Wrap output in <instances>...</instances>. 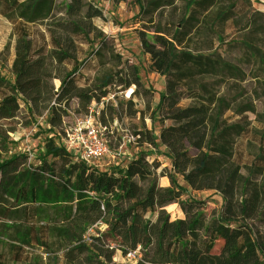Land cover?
I'll list each match as a JSON object with an SVG mask.
<instances>
[{
	"label": "trees",
	"instance_id": "trees-1",
	"mask_svg": "<svg viewBox=\"0 0 264 264\" xmlns=\"http://www.w3.org/2000/svg\"><path fill=\"white\" fill-rule=\"evenodd\" d=\"M174 1L134 0L150 24L146 32L152 31L138 33L141 53L148 57V70L164 80L157 118L170 124L155 136L147 130L132 136L154 152L161 147L168 165H160L155 154L138 153L101 170L48 135L61 126L67 102L76 99L82 115L92 103L100 105L102 119L107 107L114 113L106 99L124 76L135 81L126 101L134 113H139L132 102L140 96L138 88L145 96L153 92L141 86L135 66H127L102 34L96 24L102 10L91 0H0V16L13 32L7 75L0 64V121L13 119L25 106L31 116L48 110L50 127L34 162L10 172L16 158H0V218L47 228V240L59 249L53 264H115L116 252L125 256L138 247L135 264H264V107L249 100L235 104L219 94L229 82L264 84V50L246 39L233 42L240 46L239 57L218 48L207 55L190 51L200 50L192 44L194 32L247 18L251 1L179 0L178 19L153 23L156 12ZM256 18L257 13L250 32L262 42L264 28ZM39 25L42 32L31 31ZM62 35L85 48L81 60L74 45L64 48ZM213 36L209 49L223 39ZM94 61L95 75H84ZM244 113L253 120L234 122ZM6 140L0 129V153ZM185 143L198 153L191 155ZM166 169L169 185L162 187L156 174L165 176ZM177 177L192 191L218 194L219 208L206 216L204 202L183 199L187 192ZM172 205L179 209L175 216L168 211ZM217 240L223 241L221 250L212 253Z\"/></svg>",
	"mask_w": 264,
	"mask_h": 264
},
{
	"label": "rangeland",
	"instance_id": "rangeland-1",
	"mask_svg": "<svg viewBox=\"0 0 264 264\" xmlns=\"http://www.w3.org/2000/svg\"><path fill=\"white\" fill-rule=\"evenodd\" d=\"M91 1L102 10V18L96 20V24L102 31V34L106 37L109 35L108 38L115 51L122 55V61H125L127 66H135L141 86L147 90H151L153 93L155 92V97L157 98V95L161 91H164L163 79L148 70V61L141 53L138 33L141 31L146 32L145 28L146 26H150V24H147V18H144L140 14L138 4L134 0H125L117 5H113L110 0ZM250 1L253 10L247 18L235 17L236 21L230 22L223 28L216 27L213 31L211 29L208 31L203 30L199 33L194 32L191 36L193 40L192 44L199 47L200 50L197 52L190 51L207 55L218 48L217 51H220L222 54L239 57L242 51L240 50V46L233 44V42L240 43L241 41H246V39L252 41L254 46L264 50V37H262L263 41L261 42L257 40L258 37L255 36V33L252 34L250 32L251 20L256 13V23L258 26L264 28V0ZM227 4L228 2L225 1V5L222 8H225ZM141 5L144 6V3L142 2ZM180 5L181 2L175 0L173 7L159 9L153 16V23L163 25L167 21L170 22L178 19L180 16ZM215 12L216 10L211 11V15L214 16ZM11 26L10 23L0 16V64L5 69V75L8 74L7 68L12 60L13 36L11 34L13 32ZM209 26L212 27V24H209ZM43 30V25L31 28L32 32H42ZM146 33L152 35V31ZM213 34H221L223 39L218 41L213 48L209 49V46L215 42ZM62 41L64 48L74 45L78 53V59H82L81 53L84 52L85 48L80 46L79 42H75L68 35H62ZM93 63L87 70L83 71L84 75L90 77L95 75L93 66L97 64V61ZM249 84V80L236 85L232 82L225 83L219 87V94L224 95L228 100H234L235 104H243L248 100L252 101L257 108L262 109L264 107L263 81L260 85L254 84L250 86ZM54 85L55 88L58 87L59 81L55 80ZM134 86V79L126 75L119 85L111 88L106 99L110 102V106L115 109L113 113L112 109L107 107L102 119L99 118L100 125L104 127L103 138L108 147V154L99 160L91 162V164L101 170L115 164L124 163L138 153L155 154L160 157L165 152L161 147L157 149V152H154L153 149L146 145L139 146L136 142L130 144L127 141V138L137 131L143 132L147 130L155 136L160 128L170 124L169 121L160 122L158 120V111L153 103L154 94L152 96H145L141 87L138 88V95L140 96L134 98L132 101L135 106V112L139 113H134L133 109L129 110V106H126V101L128 100L129 92L136 88ZM66 105L67 115L62 116L61 126L48 134L53 135L60 145L63 144L62 138L65 125L71 127L77 118L83 116L79 111L76 99L70 98ZM61 107L65 108L62 105ZM48 117V110H43L40 114L31 116L25 106H22L16 117L11 120L0 121V129L5 130L7 135L5 149L0 153V158L9 160L16 158L9 167L10 172L19 170L22 166L34 162L35 155L47 135V130L50 128ZM111 119L113 120L112 122ZM252 120L253 115L244 113L237 116L234 122H249ZM185 146L191 155L194 156L198 153L194 149H191L188 143H185ZM24 155H27L26 159L19 158ZM160 160L161 162L163 161V164L168 165L164 159ZM163 164L160 163V165ZM163 173L165 176L162 177H160L159 171L156 174L159 186L168 184L166 176L168 170H164ZM176 179L186 189L187 193L183 196V199L188 197L199 202H204L202 210L206 216H209L213 210L219 208L221 199L218 194L206 191H192L179 177ZM178 210L176 205L168 208V211L173 216L179 213ZM97 228L98 230H103L101 226ZM48 236L49 230L43 226L35 229L17 222L4 221L0 218V264H53L54 257L52 258V255L54 253L58 255L59 249L54 242L47 240ZM113 262L115 264H131V261L124 259L118 252L115 253Z\"/></svg>",
	"mask_w": 264,
	"mask_h": 264
},
{
	"label": "built area",
	"instance_id": "built-area-1",
	"mask_svg": "<svg viewBox=\"0 0 264 264\" xmlns=\"http://www.w3.org/2000/svg\"><path fill=\"white\" fill-rule=\"evenodd\" d=\"M107 37H109V35ZM99 118L100 105L92 103L87 113L77 118L73 126L67 127L65 125L63 129L62 145L68 152L80 157L88 164L108 154V147L103 138L104 127L100 125ZM127 141L130 144H134L136 142V137L130 136L127 138ZM160 159L165 160V158H158V161L163 164V161L161 162ZM163 166H167V164H163ZM91 232L92 230L90 229L89 233ZM122 257L131 261V264H135L141 257L139 247L134 251H129Z\"/></svg>",
	"mask_w": 264,
	"mask_h": 264
},
{
	"label": "bare ground",
	"instance_id": "bare-ground-1",
	"mask_svg": "<svg viewBox=\"0 0 264 264\" xmlns=\"http://www.w3.org/2000/svg\"><path fill=\"white\" fill-rule=\"evenodd\" d=\"M191 149H193L191 146H189ZM222 243L223 241L222 240H217L215 243H214V247L212 249V253H218L220 252L221 250V247H222Z\"/></svg>",
	"mask_w": 264,
	"mask_h": 264
},
{
	"label": "crops",
	"instance_id": "crops-1",
	"mask_svg": "<svg viewBox=\"0 0 264 264\" xmlns=\"http://www.w3.org/2000/svg\"><path fill=\"white\" fill-rule=\"evenodd\" d=\"M145 56V55H144ZM146 57V59H147V61H148V57L147 56H145ZM153 74H155V73H153ZM155 75H157V74H155ZM157 76H159V75H157ZM160 77V76H159ZM162 78V77H161ZM163 79V78H162ZM163 89H164V80H163ZM163 91H161L160 92V94L162 93ZM154 95H153V103H154V107L157 105V103H158V98H159V94L157 95V98L155 97V92L153 93ZM169 185V183L168 184H164V185H162V187H166V186H168Z\"/></svg>",
	"mask_w": 264,
	"mask_h": 264
}]
</instances>
